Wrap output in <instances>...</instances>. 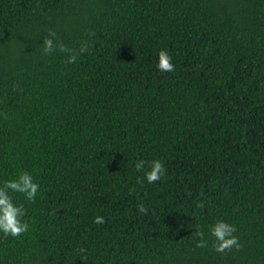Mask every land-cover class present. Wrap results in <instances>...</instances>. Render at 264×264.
I'll return each mask as SVG.
<instances>
[{"label": "trees", "instance_id": "16d2710c", "mask_svg": "<svg viewBox=\"0 0 264 264\" xmlns=\"http://www.w3.org/2000/svg\"><path fill=\"white\" fill-rule=\"evenodd\" d=\"M48 28L88 52L43 54ZM25 171L0 264H264V0H0V186Z\"/></svg>", "mask_w": 264, "mask_h": 264}, {"label": "clouds", "instance_id": "9594fccd", "mask_svg": "<svg viewBox=\"0 0 264 264\" xmlns=\"http://www.w3.org/2000/svg\"><path fill=\"white\" fill-rule=\"evenodd\" d=\"M89 35H94L90 33ZM56 31L52 28L47 29V35L43 38V44L41 48L43 54L51 55L56 51L68 55L66 63L74 64L79 55L88 52V42H82L79 51L68 48L62 41H59ZM157 69L161 72L174 71V64L172 58L166 50H161L158 53ZM147 165L148 171L145 173L144 179L149 184H155L160 181L166 174L164 163L159 160L145 161L140 160L136 163L135 167L138 171L143 170ZM137 183H142L141 180H137ZM39 184L33 181V177L27 171L20 173L16 178L5 181L3 186H0V233L5 237L18 238L27 233L30 229L29 223L24 219L26 216V209L23 204L17 205L14 203V197L12 193L23 194L27 201L35 202L37 193L39 191ZM138 212L147 214V208L143 203L138 205ZM104 218L102 216H96L94 223L103 224ZM237 229L234 225H231L224 221H217L210 226L209 232L214 238L213 250L217 253L231 252L233 248L236 251H240L242 245L239 243V238L235 235ZM193 237L197 239L196 246L198 248H205L208 246V242L204 238V233L196 231ZM80 251L86 252V249H80ZM87 259L86 256L83 257Z\"/></svg>", "mask_w": 264, "mask_h": 264}]
</instances>
